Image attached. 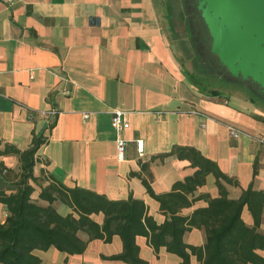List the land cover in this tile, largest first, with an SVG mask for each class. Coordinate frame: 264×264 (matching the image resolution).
<instances>
[{
	"label": "crops",
	"instance_id": "obj_1",
	"mask_svg": "<svg viewBox=\"0 0 264 264\" xmlns=\"http://www.w3.org/2000/svg\"><path fill=\"white\" fill-rule=\"evenodd\" d=\"M171 6L168 0H0V149L4 143L25 149L33 134H41L35 179L29 181L33 201L46 204L37 195L54 178L107 199H140L159 224L165 215L141 178L161 193L195 170L186 159H151L172 145L195 148L236 179V186L224 184L228 197H238L250 184L264 190V146L248 136L229 138L224 127L264 137V107L245 95L212 96L191 83L186 75L191 68L180 60L173 37ZM48 108L58 114L46 124L38 111ZM112 108L128 112V127L120 133L126 141L122 160L115 155ZM135 139H141V156ZM0 164L10 171L9 176L0 172V189L8 192L19 163L14 155H0ZM199 195L217 196L211 174L187 197ZM205 204L198 198L177 213L188 215ZM52 206L61 215L71 211L58 201ZM241 215L247 225L253 223L247 208ZM5 216L0 203V223ZM91 218L101 223L100 213ZM79 237L85 239L82 233ZM203 240L197 228L182 235L193 246ZM135 243L145 264L180 262L162 246L154 253L144 236H136ZM120 250L121 241L113 235L108 243L88 241L81 254L52 247L34 253L40 264H126L103 258ZM258 253L264 257V249ZM188 264L199 262L190 254Z\"/></svg>",
	"mask_w": 264,
	"mask_h": 264
},
{
	"label": "trees",
	"instance_id": "obj_2",
	"mask_svg": "<svg viewBox=\"0 0 264 264\" xmlns=\"http://www.w3.org/2000/svg\"><path fill=\"white\" fill-rule=\"evenodd\" d=\"M185 4L188 28L196 36L199 51L203 54V62L199 65L194 63V58L190 59L192 71H187L186 75L191 83L201 91L207 89L210 95L219 96L221 91L209 89L207 84L201 85L200 82L204 81L201 76L224 74L229 78L227 82L244 89L249 100L264 107L262 87L250 78L242 79L228 73L210 52V38L196 7V0H185ZM41 143L42 136L37 133L31 136L30 145L25 149L20 150L9 143H4L0 149V155H14L19 163L10 191L0 189V203L6 210V216L0 223L1 264H40L34 251H44L50 247L67 255L81 254L88 241L99 239L108 243L113 235L119 237L121 250L103 258L126 264L146 263L138 257L136 236H144L154 253L162 246L167 252L177 255L179 264H188L190 254L199 264H264V257L258 253V250L264 249V232L260 231L264 216V190L253 189L250 184L238 197H228L224 184L236 186L237 180L221 172L215 162L195 148L172 145L168 151L151 157L158 160L166 156L186 159L195 168L192 174L175 181L168 191L161 193H154L148 180L141 178L145 191L165 215V219L157 224L147 215L145 204L140 199L130 196L126 199H107L88 189L65 187L54 178H50V182L40 188L37 195L46 204L33 201L30 197L33 187L29 181L35 179L32 175L36 161L34 154ZM144 168L145 165L141 163L140 169ZM2 170L9 176V169L0 164V172ZM207 174L214 178L217 196L187 197L204 184ZM198 198H202L206 204L193 209L188 215L177 213ZM54 201L68 206L71 211L65 215L59 214L52 206ZM244 208L252 217L251 225L242 219ZM98 213L102 216L101 223L91 218V215ZM192 228L202 230V245L193 246L182 241L183 233ZM80 233L85 235V239L79 237Z\"/></svg>",
	"mask_w": 264,
	"mask_h": 264
},
{
	"label": "water",
	"instance_id": "obj_3",
	"mask_svg": "<svg viewBox=\"0 0 264 264\" xmlns=\"http://www.w3.org/2000/svg\"><path fill=\"white\" fill-rule=\"evenodd\" d=\"M210 52L233 76L264 91V0H196Z\"/></svg>",
	"mask_w": 264,
	"mask_h": 264
},
{
	"label": "rangeland",
	"instance_id": "obj_4",
	"mask_svg": "<svg viewBox=\"0 0 264 264\" xmlns=\"http://www.w3.org/2000/svg\"><path fill=\"white\" fill-rule=\"evenodd\" d=\"M168 2L172 4V6L169 7V10H171L169 13L172 14V33L173 37L177 39V46L180 52L179 58L186 63L192 71L191 60L194 58V63L196 62V64L199 65L203 62V54L199 51L200 48L198 47L196 36L191 34L190 29L188 28L189 22L185 17L188 12L185 0H168ZM201 77L204 79V81L200 82L201 85L207 84L209 89H216L226 94H240L247 96L244 89L239 88L232 82H227L229 78L224 74L220 75L212 73L211 75L208 74Z\"/></svg>",
	"mask_w": 264,
	"mask_h": 264
},
{
	"label": "built area",
	"instance_id": "obj_5",
	"mask_svg": "<svg viewBox=\"0 0 264 264\" xmlns=\"http://www.w3.org/2000/svg\"><path fill=\"white\" fill-rule=\"evenodd\" d=\"M108 113L110 115V124L112 128L115 131L116 138H115V155L117 160H122L124 155V149L126 145V141L120 136V133L128 127V122L126 119L127 111L112 108L108 110ZM192 113L196 115H201L197 111H192ZM38 114L44 119L46 124H49L51 119H53L57 114L58 110L55 108H48L45 110L38 111ZM83 118L87 117V113L82 114ZM224 127L227 132V136L229 138L236 139L240 136H248L251 138L256 139L261 145L264 146V137H258V136H252L251 134L247 133L246 131L237 128L231 124L224 123ZM135 150L138 156L142 155V144L141 139H135Z\"/></svg>",
	"mask_w": 264,
	"mask_h": 264
}]
</instances>
